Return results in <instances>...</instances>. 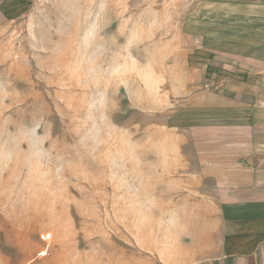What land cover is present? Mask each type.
Segmentation results:
<instances>
[{
    "label": "rangeland",
    "instance_id": "1",
    "mask_svg": "<svg viewBox=\"0 0 264 264\" xmlns=\"http://www.w3.org/2000/svg\"><path fill=\"white\" fill-rule=\"evenodd\" d=\"M224 10L0 0V264H148L177 233L200 197L179 182L202 73L186 51Z\"/></svg>",
    "mask_w": 264,
    "mask_h": 264
},
{
    "label": "crops",
    "instance_id": "2",
    "mask_svg": "<svg viewBox=\"0 0 264 264\" xmlns=\"http://www.w3.org/2000/svg\"><path fill=\"white\" fill-rule=\"evenodd\" d=\"M220 2L224 24L186 51L202 73L185 80L195 153L179 182L200 197L177 233L147 240L148 264H264V0Z\"/></svg>",
    "mask_w": 264,
    "mask_h": 264
}]
</instances>
